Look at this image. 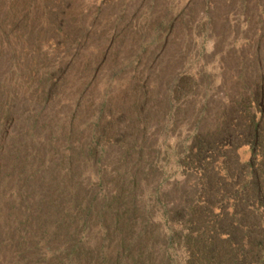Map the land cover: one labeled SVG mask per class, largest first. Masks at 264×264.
Segmentation results:
<instances>
[{"label": "rangeland", "instance_id": "obj_1", "mask_svg": "<svg viewBox=\"0 0 264 264\" xmlns=\"http://www.w3.org/2000/svg\"><path fill=\"white\" fill-rule=\"evenodd\" d=\"M0 264H264V0H0Z\"/></svg>", "mask_w": 264, "mask_h": 264}]
</instances>
